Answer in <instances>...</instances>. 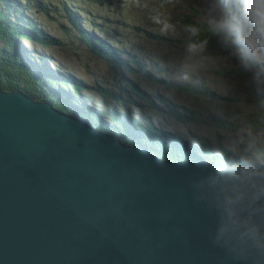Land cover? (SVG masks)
Returning a JSON list of instances; mask_svg holds the SVG:
<instances>
[{
	"label": "water",
	"instance_id": "95a60500",
	"mask_svg": "<svg viewBox=\"0 0 264 264\" xmlns=\"http://www.w3.org/2000/svg\"><path fill=\"white\" fill-rule=\"evenodd\" d=\"M121 142L0 85V264H264V174Z\"/></svg>",
	"mask_w": 264,
	"mask_h": 264
},
{
	"label": "rangeland",
	"instance_id": "374dc122",
	"mask_svg": "<svg viewBox=\"0 0 264 264\" xmlns=\"http://www.w3.org/2000/svg\"><path fill=\"white\" fill-rule=\"evenodd\" d=\"M0 2L7 5L6 8L2 7L5 12H2L3 16L6 17L15 13V18H20L18 14L24 13L30 17L27 14L28 11L39 20L44 30L46 29L50 34L61 39V43L57 42L51 46H45L37 39L25 34L21 36L20 43L16 40L5 42L1 40L3 46L0 44V85L6 89L3 81L7 79L13 84V87H33V90H36L33 96L37 98L48 100V97L54 96L64 109L59 106L55 107L62 112L76 117L74 119L79 118L80 121L85 117L89 121L88 123L97 130L115 136L118 135L123 144H126L131 134L129 131V134H126V130L118 132V130L111 127L118 126L114 121H111L114 116L126 118L124 121V124H126L124 125L125 129L134 127L138 131L143 130L146 133L143 134L145 140L147 136L157 140L156 135L154 136L155 132L144 128L149 126L146 121L148 117L153 124H157V128L162 129L164 132L167 133L168 129L170 132L168 134L174 136L173 132L178 131L181 137L193 144L198 142L196 140L197 136L191 134L194 133L191 126L176 120L175 122L174 119L171 120L168 116L155 113L147 100L137 95L134 90L131 91L133 96L136 97L135 102L122 103L118 97L120 95L127 96L125 89L129 90L126 85L131 78L133 79L132 83L134 82L133 84L143 89L144 92L149 91L150 94L162 92V96L166 97L164 95L166 94L191 109L200 110L211 115L218 114L217 112H229L234 117L235 124L236 119L241 120L242 124L246 121L244 117H240V113L255 118L256 113L262 112V103L255 100L254 91V85L257 87H261V85L256 81L253 82L252 76L244 69L252 70L243 65L238 55L226 52L219 38L213 33L214 41L211 40L210 36L208 40H205L208 36V30L211 34L210 22L223 12L222 0H118V2H111L108 9L101 6L102 9L93 7L98 10H87L86 14L83 15V18L87 21L82 23L85 36L90 35L93 38L95 35L103 41V46H98L101 50L105 52L111 50L113 54L120 57V59L113 57L112 64L94 54L91 51L92 49L90 50L86 46L81 40L83 34L80 30L66 28L71 24L68 21L69 17L65 2L60 0H32L30 3V6H32L31 11L20 6V4H27L23 0H0ZM34 2H37L36 5L41 6L42 9L47 8L49 11L46 12L36 8ZM79 5L85 8L88 6ZM185 18L193 21V24L188 25L184 21ZM206 20H208V24L205 23ZM141 25L152 27L151 29L156 32V35L158 34L166 40H171L174 37L182 42L178 45H170L171 43L166 41L162 44L165 47L145 45V42L137 36L145 38L148 43H153V41L144 32H138L136 36L135 31H137V28L142 27ZM17 26L19 27V25ZM18 27L16 29H19ZM192 29H195V31L193 32ZM179 49L183 50L180 52ZM154 55H157L158 58L155 59ZM133 58L142 60L141 63L144 66L142 69L150 74L205 84L211 91L215 90L219 95L215 98L218 105L208 103L210 99L207 97V99L202 97V99L193 98L191 94L178 93L148 80L146 74L139 70L140 64L133 61ZM57 70L63 71L65 80L71 85L74 82L69 78L70 75L75 76L76 79L79 78L82 85H84L80 93L74 90L75 85L71 87L70 84L60 83L61 86H54L51 81L49 83L47 81L48 77L60 78ZM193 72L197 74L196 77H191V74H194ZM36 76L39 78L38 80L35 79ZM59 80L63 79L60 78ZM41 91L45 96L39 97ZM70 95L74 96L73 100ZM224 95L227 97H244L245 99H237L232 103H228V100L225 101ZM81 97L83 102L80 101ZM224 103L226 106H224ZM78 109L87 112L92 111L100 117V122L104 124V127H101L99 123H95L98 120L93 122L87 113ZM136 120H140L142 126L138 125ZM208 121L207 129L204 130L203 134L208 133L214 141H217L216 139L223 140L228 146L229 144L238 146L241 144L256 145V139H260L264 134V120L259 119L260 127L257 128V132L251 131L248 127L245 128L244 124L240 125L231 143L227 140L226 130L219 129L220 133L218 134H220L221 139L217 138L215 123L209 118ZM167 123H171L172 126H168ZM106 127L109 129H106ZM143 131L142 133H144ZM151 132L152 135H150ZM177 139L181 138L178 137ZM145 140L135 139L132 144L148 147L149 145ZM173 143H175L174 148H178L185 154L183 155L185 158L191 156L203 157L192 151L193 149H188L189 146L182 141ZM184 146L188 148L181 150ZM148 149L164 160H177L173 158L174 154L168 153L166 150L159 155V151L157 153L154 149L149 147ZM216 151L219 153L218 150ZM218 156L220 157V155ZM214 159L219 160V158ZM240 159L241 157L238 158V161ZM220 161L227 164L235 163L237 160L224 161L220 159Z\"/></svg>",
	"mask_w": 264,
	"mask_h": 264
},
{
	"label": "trees",
	"instance_id": "16d2710c",
	"mask_svg": "<svg viewBox=\"0 0 264 264\" xmlns=\"http://www.w3.org/2000/svg\"><path fill=\"white\" fill-rule=\"evenodd\" d=\"M26 1L27 4H20L21 7H23V9H29V11H31L32 6H30V3L32 0H23ZM62 2L66 3V11L69 17V23L71 24L70 26H66V28H75L77 30H80L83 34L81 40L86 44V46L97 56H99L100 58L104 59L105 61H107L108 63L112 64V58L114 57L115 59H120V57L118 55L113 54V52L111 50H109L108 52H105L103 50H101L98 46L103 44V41L99 38H97L94 34V37L92 38L90 35H88V37L85 36V32L82 29V23H85V20L83 18V15L86 14V11L79 5L77 4V1H80L82 4H88L89 0H60ZM111 2H118V0H92V3H90V5L87 6L88 9H94L93 7H98L100 9L101 6H104L103 8L108 9V6ZM221 2V1H220ZM37 2H34V6L36 8L42 9L41 6L36 5ZM222 4H223V0H222ZM29 5V6H28ZM2 7L6 8L7 5L3 4L0 2V41H7V40H16L19 42V37L22 36L23 34L30 36L31 38H35L37 39L41 44L45 45V46H51V45H55L57 42L61 43V39L60 38H56L55 36H53L52 34H50L46 29L44 30L43 27L41 26L40 22L38 19H36L30 12L27 11V14L30 15L27 16L24 13L21 15L18 14L19 17H16V14L13 13L9 16H3L2 12L5 13L2 10ZM42 10L44 11H49L47 8H43ZM51 18V17H50ZM115 21V20H113ZM186 23L189 25L193 24V21L188 20V18H185ZM205 23L208 24V20L205 21ZM21 24V25H20ZM19 25V27L17 26ZM142 27L137 28V31H135V34L137 36L138 32H144L146 35L149 36L150 40L153 41V43H148L145 38L137 36V38H139L140 40H142L143 42H145V45H152V46H156V47H165V45H162L163 42H170V45H178L179 43H181V40H178L174 37L171 38V40H166L164 37H160L158 34L156 35V32L153 31L150 26H146V25H141ZM19 29H16V28ZM136 27V26H135ZM7 31H10L9 33ZM208 36L207 38H205V40H208V37L210 36L211 40L214 41L213 38V34L211 32H207ZM155 34V35H154ZM101 40V41H100ZM198 41V39H196ZM3 42V43H4ZM20 43V42H19ZM0 44L3 46V44L0 42ZM103 46V45H102ZM224 50L226 52H230L232 54H236L235 51L233 49H229L224 47ZM183 49H179V51L181 52ZM237 55V54H236ZM154 58L157 59L158 56L154 55ZM133 61H136L139 65V70L143 71L146 74V78L152 82L157 83L158 85H160L163 88H167V89H171L174 90L178 93H188L191 94L193 96V98H197V99H202V98H209V102L211 105H218L217 102H215V98L219 97V95L217 94V92L215 90L211 91V89L206 86L205 84H200V83H194L192 81H187V80H180V79H174V78H166L162 75L159 74H150L148 72H145L144 69H142L144 66L141 63L142 60H140L139 58H133ZM244 65V64H243ZM245 66V65H244ZM243 66V67H244ZM64 68V67H63ZM245 68V67H244ZM249 70L252 71H248V69H244L250 76H252V80L253 82L256 81L258 82L261 87H257L254 85V91H255V100L262 103V112L261 113H256L255 118H251L247 115H244L242 113H240V117H244L245 118V123L244 127L245 128H249L251 131L257 132V128L260 127V123H259V119L264 120V73L257 75V69L253 68V67H248ZM57 72L60 74V78L63 80H59V79H54L52 77H48L47 81L50 83V81L52 83H54V86H61L60 83L65 84H70L67 80H65V76H63V71L62 70H57ZM194 74H191V77H196L197 74L195 72H193ZM227 75V73H225ZM196 75V76H195ZM70 79L73 80L74 84H70L71 87L72 86H76V88L74 89L75 91H77L78 93H80V90L84 87V85H82L81 80L78 78L76 79L75 76L70 75L69 76ZM36 80H38L39 78L36 76L35 77ZM4 79L3 84L5 85L6 89H22L25 92L29 93L30 95H35L36 90H33L32 88H22L21 86H15L13 87L12 83L10 81ZM133 79L131 78V80L127 81V85L126 87L129 89H125L127 91V96H122L120 95L118 98L121 99L122 103L125 102H135L134 99H136V97L133 96L132 91L134 90V92L137 93V95L143 97L145 100H147L148 104H150V107L155 111V113L159 114V115H163V116H168L170 117L171 120L173 121H178L181 122L183 124H187L188 126L192 127V131L194 133H191L193 136H197L196 140L198 141L196 144H193L191 141L184 139L183 137H181V134L178 131H174L173 134H175L174 136L168 134L170 133L167 129V133L164 132L162 129L157 128L156 125L157 124H153L150 119L147 117V122H148V127H144L147 130H151L154 133V136L157 138V140H153V138L150 136H147V139L145 140V135L146 134L143 130H136L134 127H127V129L124 128V121L126 120L125 117L122 116H114V118H112L111 121H114L116 124H118V126L116 127L111 126L112 128H114L115 130H118V132H122V130H126V134H131V136H129L128 140L126 141L127 143H131L135 142L134 140L139 139V140H145L148 143V147L150 149H154L155 151H159V155H161L164 150L168 151V153H172L174 154L173 158L177 159V160H186L188 158L183 157V155H185L182 151H180L178 148H174V144L173 142L176 141H182L183 143H185L186 145L189 146L188 147H183L181 148V150H186V148L190 149L192 151L197 152L198 154H200L201 156H203V158H209L214 162H222L220 161V159L224 160V161H238L239 157H243V156H251L250 154H254L256 152H258L260 149H264V134L262 135V137L260 139H256V145H246V144H241V145H230L229 146L223 141V140H218L214 141L211 139V137L208 135V133L206 135L203 134L204 130L207 129V124H208V118L212 120V122L215 123V128H216V136H218L217 138L221 139L220 133L218 130H226L227 131V140L229 142L232 143L235 135H236V131L237 128L240 127V125H243L241 123V120L236 119V124L233 121V118L229 112H217L218 114H206L203 111L200 110H194L191 109L189 107H187L184 104H181L177 101H175L173 98H171L170 96L164 94L166 97L162 96V92H157L155 94H150L149 91H143V89L137 87V85L132 83ZM201 82V81H200ZM63 86V85H62ZM19 87V88H17ZM64 88V87H63ZM62 88V89H63ZM33 90V91H32ZM253 88L251 89V94H252ZM111 93V92H108ZM45 96L43 94V92L41 91L40 96L39 97H43ZM35 97V96H34ZM202 97V98H201ZM225 98V101L228 103H232L235 100L239 99V100H244V97H235V96H223ZM37 98V97H36ZM49 101L54 105V106H59L60 108L64 109L62 107V105L60 106V103L58 102V100H56V98L53 97H48ZM70 98L74 99V96L70 95ZM206 98V99H207ZM223 98V99H224ZM38 99H43V98H38ZM72 99V100H73ZM82 101V97L81 100ZM83 102V101H82ZM256 103V102H255ZM209 105V106H211ZM224 106H226V104L224 103ZM121 107V105H120ZM209 108V107H208ZM210 109V108H209ZM225 109L227 110V108L225 107ZM82 112H85L88 114V116L91 118V120L93 122H95V120H98V122H95L96 124H100L101 127H104V124H101V119L100 117L96 116L94 113H92V111L89 110V112H87L86 110L83 109H78ZM211 110V109H210ZM86 114V115H87ZM130 114V112H129ZM85 115V116H86ZM105 122V120H103ZM175 121V122H176ZM136 123L140 126H142V123L140 120H136ZM160 123V122H158ZM161 124V123H160ZM162 125V124H161ZM168 126H172L171 123H167ZM110 128V129H112ZM106 129H109L106 127ZM129 131V133H128ZM142 131L144 133H142ZM150 133V135H152L153 133ZM263 132H264V127H263ZM158 135V137H157ZM161 137H160V136ZM203 135V136H202ZM153 136V137H154ZM165 139H163L164 137ZM163 137V138H162ZM178 137H180L181 139H177ZM162 138V139H159ZM170 140V142H168ZM173 141V142H171ZM215 142V143H214ZM234 144V143H233ZM218 150L219 153L216 151ZM161 153V154H160ZM220 155V157L218 156ZM214 158H219V160L217 161ZM236 161V162H237Z\"/></svg>",
	"mask_w": 264,
	"mask_h": 264
},
{
	"label": "clouds",
	"instance_id": "9594fccd",
	"mask_svg": "<svg viewBox=\"0 0 264 264\" xmlns=\"http://www.w3.org/2000/svg\"><path fill=\"white\" fill-rule=\"evenodd\" d=\"M222 8V14L210 22L211 32L224 47L235 51L245 67L256 68L257 75L264 73V0H223ZM257 164H264V149L241 157L219 175L228 181L242 182L264 174L257 170Z\"/></svg>",
	"mask_w": 264,
	"mask_h": 264
},
{
	"label": "bare ground",
	"instance_id": "6f19581e",
	"mask_svg": "<svg viewBox=\"0 0 264 264\" xmlns=\"http://www.w3.org/2000/svg\"><path fill=\"white\" fill-rule=\"evenodd\" d=\"M82 117V116H81ZM73 118H76V117H73ZM79 119V118H77ZM83 123H88L89 121L84 117L82 120H81ZM122 143V142H121ZM126 145V144H125ZM162 158V157H161Z\"/></svg>",
	"mask_w": 264,
	"mask_h": 264
}]
</instances>
